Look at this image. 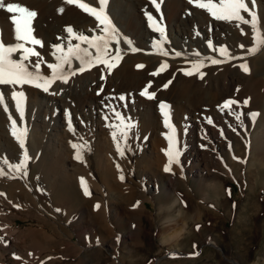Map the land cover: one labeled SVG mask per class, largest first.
<instances>
[{"label": "rangeland", "instance_id": "374dc122", "mask_svg": "<svg viewBox=\"0 0 264 264\" xmlns=\"http://www.w3.org/2000/svg\"><path fill=\"white\" fill-rule=\"evenodd\" d=\"M246 2L253 9L259 5L256 0V4H253L252 0H246ZM260 3L262 6L264 0ZM243 48L248 52L250 47L245 44ZM239 51H242L240 45L235 48V52ZM263 52V49H260L255 54H246V56L249 55L245 62L249 68L248 72L242 69V64L225 62L206 66L202 68L203 76H197V80L202 81L211 77L223 78L228 73L240 72L248 79V83L253 88L251 92L254 94L251 104L253 109L242 105L245 99L234 95L232 100L240 103L232 106L234 109L229 111V115L239 114L240 119H236V125H228V133L226 126L219 128L218 133H221L222 143L228 142V144L223 149H217V156L209 168L220 187L219 190L218 188L215 190L216 192L201 188L198 176L183 170L181 164L182 170L176 174L175 161L171 164L170 170L165 171L169 162L166 152L169 149L167 136L170 134V129L165 126L161 110H155L152 113V116H156L158 120L155 124H150L148 127L136 124L127 129L126 138L119 141L123 155L115 148L117 143L112 136V132L116 129L111 126L120 124L115 113L112 116L115 123L112 121L105 125L102 132L87 131L78 126L67 128V138L63 140L65 146L63 145L64 148L59 156L64 168H67L66 171L72 174L74 181L77 182L76 185L67 184L68 191L59 182H49L44 175L46 173L34 166L29 171L26 168V175L24 171L17 172L9 168V164L20 163L18 153L22 149L19 142L10 135L9 162L6 167L0 165V168L8 173L0 175V193H2L0 195V231L4 227H10L11 230H25L33 227L44 231L47 237L43 241L41 251L34 253L22 251L20 255L11 256L10 260H0V264H264V153L259 154L257 150L259 147L263 151L264 146L256 140L257 127L264 126V118L263 120L259 118L264 117V108L261 106L264 104ZM169 78V81L174 80L172 74ZM170 103L173 104V101L171 100ZM178 110L172 105L169 108L170 116L179 114L181 117L182 112ZM195 112V115L199 117L206 115V117H215L222 111L214 103L211 106L201 105ZM139 113L137 116L140 115ZM252 113H258V115L253 116ZM174 126L175 147L178 150L182 142H187L191 136L187 127ZM72 132H77V135H73ZM161 133H164L166 147L159 146L158 150L164 159L155 167L156 174L159 176L160 173L164 177L161 180V177L157 176L160 187L164 186V189L170 190L169 193L156 191L157 181H151L152 188L149 178L142 176L148 172L149 162L142 161L141 150L151 145L149 140H152V136L156 134L159 136ZM47 134L45 138H48L43 137L40 140L42 149L39 150L38 160L43 155L46 158L44 161L48 162L51 156L46 149L51 140L50 135ZM80 136L84 137L83 140ZM74 142L77 143L76 145L82 144L83 149H79L82 155L81 161L75 157L78 149L73 147ZM99 142L107 146L109 151L106 155L101 156L97 153ZM29 144L30 136H27L25 149L31 159ZM84 145H86L85 148ZM260 159L263 163H260ZM79 170L82 172L81 176L76 177ZM49 173L48 171L47 174ZM170 177L172 180L177 179L175 187L172 186ZM81 178L85 180L88 190L90 193L93 191V194L85 195ZM108 181L115 184L117 182L120 185H110L107 188ZM96 183H101L106 201L107 198L110 201V191L121 194L117 196V199H111V202L117 204L122 209V213L126 209L136 210V217L130 218L127 213H124V219L118 220L111 216V212L109 218L97 216V209L94 206L100 200L96 199ZM135 192L134 202L132 199L122 197ZM61 193L66 195L64 200L62 196L60 197ZM168 195L171 197H167ZM111 196L115 197L114 194ZM141 198L147 199L143 209L138 208ZM169 198H175L179 205L176 203L173 206L162 207V203L166 204ZM68 209L74 210L69 213ZM171 211L173 213L169 217L168 214ZM176 212L179 214L177 215ZM168 217L173 220L169 221ZM80 220L83 222L80 223ZM75 223L89 228L91 232H86L84 235L77 232ZM73 242L76 244H72Z\"/></svg>", "mask_w": 264, "mask_h": 264}, {"label": "bare ground", "instance_id": "6f19581e", "mask_svg": "<svg viewBox=\"0 0 264 264\" xmlns=\"http://www.w3.org/2000/svg\"><path fill=\"white\" fill-rule=\"evenodd\" d=\"M257 1L259 5L255 9H251L259 18V28L261 34L264 35V4L261 6V0H256V3ZM12 2L21 3L23 6L37 13L32 21L33 35L35 38L41 40L42 46L30 44L27 46L34 47L40 53V59L44 62L41 64V72L44 75L51 74V69L47 67L48 64L57 63L53 55L57 45H62L66 49L69 43L72 45L81 43L70 37L67 32L68 27H71L77 35H85L90 38L103 35L101 26H99L98 21L94 17L85 13L75 4H68L66 0H12ZM82 2H89L92 6H99V0H82ZM156 3L159 4L158 10L152 0H108L105 9L106 13L120 35V43L116 44L112 42L110 45L112 49H120L122 55V59L114 62L115 67L108 69L106 65L97 64L83 72H79L77 71L80 67L79 61L73 60L72 67L68 69L66 66V71H75L76 74L70 75L67 83L57 80L51 85L48 92L30 85H24L23 87L16 86L15 88L10 85H0V92L4 94L5 102L8 106L7 111L4 110L3 106H0V165L6 167L4 159L8 161V155L10 154L8 140L10 135H12V120H16L18 127L27 130L26 137L30 136L31 159L27 161L28 171L34 166L36 169L46 173L44 175L48 178L49 182H59L62 187L67 189V184H77L74 181V176L66 171L67 168H64L59 156L61 155L62 148L65 146L63 140L67 138V128L78 126L87 131L102 132L104 126L114 120L112 117L114 113L124 116L125 123L130 124L132 127L136 124L148 127L150 124H155L158 121L156 116H152V113L155 110H161L160 104L163 103L168 105L169 108L173 105V108H178V111L182 112L181 117H179V114L170 116L171 124L173 126L177 125L178 128L185 126L190 130L191 139L187 142L183 141L181 148L178 150L175 147V151L179 153L177 157L178 162L175 163L176 174L181 172V164L183 170L198 176L201 188L214 191L218 188L219 190L220 187L209 169L217 156V149H223L228 144V142L222 143L221 133H218L219 128L226 126V132L228 133V125L237 122L235 115L230 116L229 110H222L220 106L226 100L233 99L232 97L237 95L248 101L247 104L243 101L242 105L248 109H253V105H251L254 99V94L251 92L253 88L248 83L246 76L240 72L228 73L223 78L214 79L211 77L202 81H198L197 76L201 77L202 68L209 65H218L212 64L211 59L224 61L222 63L237 62L244 64L247 61V56H249H246L248 54L247 49L242 48V51L235 52V48L238 45L244 46L245 44L250 48L253 47V30L248 24H240L237 27L236 21L216 20L206 10L195 7L189 0H156ZM60 9H63V11H60ZM149 13L164 28L163 36L150 26L148 20ZM10 15L7 11L0 9V41L5 45H16L22 43V41L16 39L14 25L9 18ZM242 15L246 19L251 18L247 13H242ZM241 29H243V34ZM129 40L132 42L131 45L126 42ZM209 43L213 47H209ZM158 44L169 53L167 56L159 54L160 49L157 47ZM81 47H87V45L81 44ZM221 47H226L235 59H227L220 55L219 49ZM132 48L139 49V51L134 52ZM260 49L264 51V45L260 46L258 51ZM177 52L181 53V55L176 56L175 53ZM20 55L17 52L13 58H19ZM30 59L32 64L37 62V57L35 56ZM198 61H203L204 64L200 71L194 72L193 75H186L185 72L191 70L193 63ZM163 63H167L168 67L161 71L160 66ZM138 65H144V67L140 68ZM157 72V75H153V73ZM170 74L174 77L172 81L168 80L170 79ZM149 84H151V87L148 88V92L155 93V97L152 99L140 94ZM14 90L22 91L25 94L22 115L16 109L15 102L11 97V93ZM121 96L125 97V99L121 100ZM171 100L173 104L170 103ZM214 103L221 109V114H217L215 117H206V115V118L195 115L196 109L201 105L211 106ZM261 106L264 108V104H261ZM138 112H140L139 116H137ZM209 118L213 123H208ZM259 118L263 120L262 118L264 117ZM256 131L258 135H256V140H258L260 145L264 146V126L259 125ZM46 134L50 135L49 139L51 140L49 147L46 149L51 156L48 162L44 161L46 158L41 153L42 158L38 160L39 150L42 149L40 140L43 137L44 139L48 138H45ZM12 137L14 138L13 135ZM164 137V133H161L159 136L157 134L152 136V140H149L151 141V145L149 144L140 153L142 161L149 162L148 172L142 174V176L147 179L149 178L148 180L152 188L151 181H157L155 190L166 193L170 192V190L167 191V188L164 189V186L160 187L155 167L161 164L164 159L160 150H158L159 146L166 147ZM81 138L83 140L84 137L82 136ZM69 139L72 141L70 137ZM89 140L88 142H90ZM74 143L77 144L76 142ZM81 149L83 148L81 147ZM107 149V146L99 142L97 153L101 156L106 155V152L109 151ZM257 150L259 154L264 153V149L262 151L258 147ZM24 151L21 149L18 153L20 162L24 159ZM260 161V163H263L262 159ZM48 171L51 174H47ZM81 173V170H79L75 176L80 177ZM159 176L161 180L164 178L160 173ZM170 180L171 184H173L172 186H174L177 179L174 178L172 180V177H170ZM100 184L96 183L95 187L96 199L100 200L94 206L97 209V216L109 218L111 212V216L118 220L124 219V213H127L130 218L136 217V210L126 209L122 213V209L117 204L111 202V199L114 200L117 199V196H121L118 192L110 191V201L108 198L106 201L104 199L103 187L101 188ZM106 185L108 188L110 185L119 186L120 184L108 181ZM112 194L115 197L111 196ZM135 194L136 192L128 196L123 195L122 197L132 199L134 202ZM61 196L63 200L66 198L64 193H61ZM167 197L171 196L168 195ZM146 200V198L140 199L139 209L145 207ZM133 202L130 203L132 204ZM176 203L178 204L175 198H169L166 204L162 203V207L166 205L173 206ZM180 209L179 207V212ZM73 210L68 209L67 211L70 213ZM179 212H176V214L178 215ZM172 213L171 211L168 216H172ZM169 217V221H172L173 219ZM81 222L83 221L80 220ZM75 226L77 232L83 235L86 232H91L89 228H85V226L78 223H75ZM9 228L4 227L0 231V237L4 238L3 242H0V260H10L11 256L20 255L22 251L34 253L43 249V241L47 237L44 231L33 227L25 230H11ZM72 244H76V242Z\"/></svg>", "mask_w": 264, "mask_h": 264}, {"label": "snow or ice", "instance_id": "6c2138e0", "mask_svg": "<svg viewBox=\"0 0 264 264\" xmlns=\"http://www.w3.org/2000/svg\"><path fill=\"white\" fill-rule=\"evenodd\" d=\"M68 4H75L85 13L94 17L98 21L99 26H101V31L103 35H97L95 37H88L85 35H77L71 27L67 28V32L70 37L75 40L80 41L72 45L69 43L65 49L62 45H57L53 55L56 58L57 63L48 64L47 67L51 69L50 75H44L41 72V64L44 63L40 59V53L35 50L34 47H29L27 45H40L42 46L41 40L37 39L33 35L32 21L36 17L37 13L33 10H30L28 7L23 6L21 3L12 2V0H0V9H3L10 13V19L14 25L16 39L22 41V43L16 45H5L0 41V85H10L13 88L16 86L23 87L24 85L34 86L40 88L45 92H48L51 85L57 80L67 83L70 75H75V71H66V66L68 69L72 67L73 60L79 61L80 67L77 69L79 72H83L86 69L95 66L97 64L106 65L108 69L115 67L114 62H118L122 59L120 49H112L110 45L112 42L116 44L120 43V35L112 24L111 19L106 13V5L108 0H99V6H92L89 2H82V0H66ZM153 4L159 9V4L156 3V0H152ZM190 3L194 4L195 7L206 10L214 19L222 20L227 22L236 21L237 27L240 24H248L253 30V47L248 49L249 54H255L259 50L260 46L264 45V35L261 34L259 28V18L256 13L249 7L246 0H189ZM252 3L255 4V0H252ZM63 11V9H60ZM242 13H247L251 18L246 19ZM148 20L150 26L162 36L164 35V28L160 26L158 21L150 13L148 14ZM243 34V29H241ZM131 45V41H126ZM81 44H86L87 47H81ZM160 51L159 54L167 56L169 53L164 50L159 44L157 45ZM209 47H213L209 43ZM243 48V45H240ZM94 50V51H93ZM216 51L215 48H213ZM132 51H139V49L132 48ZM19 52L21 55L19 58H13L14 54ZM220 55L226 57L227 59H235L228 52L226 47H221L219 49ZM176 56H180L181 53H175ZM199 55V54H197ZM37 57V62L35 64L31 63V57ZM224 61L219 59H211L212 64H219ZM204 66L203 61H198L193 63L192 69L185 72L186 75H193L194 72H199L200 69ZM138 67L143 68L144 65H138ZM168 67L167 63H163L160 66V70H164ZM242 69L245 72L249 71L248 65L242 64ZM153 73V75H157ZM203 73H201V77ZM151 87V84L147 85L145 89L140 93L143 96H147L149 99L155 97V93H149L148 88ZM167 87V85H165ZM12 100L15 102L16 109L23 114L24 111V101L25 94L22 91H13L11 93ZM121 100L125 97L121 96ZM240 102L236 100H226L223 105H221L222 110H232L233 105H238ZM245 104L248 101H244ZM0 106L4 107V110L7 111V104L5 102V96L0 92ZM161 111L164 115V123L167 128L170 129V134L167 136L169 140V149L166 154L169 157L168 166H166L165 171L170 170L171 164L175 161L178 162L179 153L175 151V128L170 122V112L169 107L166 104H160ZM117 118L120 120V124L114 125L116 130L112 132L114 141L117 143V149L121 155L124 154L123 149L120 147V139L126 138L127 129L131 127L130 124L125 123L124 118L116 113ZM253 116L258 115V113H252ZM236 119H240V115L236 114ZM208 123H213L209 118ZM27 130L25 128H20L17 126L16 120H12V135L19 142V145L22 149H25V140H26ZM74 148H77L76 159L82 160V155L79 149L81 145H73ZM29 157L27 150L24 151V159L22 162L17 164H9V168L15 169L17 172L24 171L26 175L27 161ZM5 164H8V161H4ZM2 168H0V175H6ZM123 179V177H121ZM81 184L84 186L85 195H90L91 193L88 190L86 182L81 179ZM2 195V193H0ZM99 207V205H97ZM3 237H0V242H3ZM20 259V257H17Z\"/></svg>", "mask_w": 264, "mask_h": 264}]
</instances>
